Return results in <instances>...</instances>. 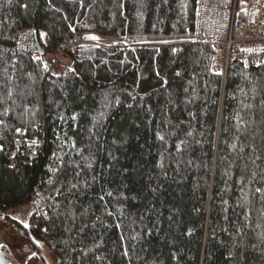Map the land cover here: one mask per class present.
Segmentation results:
<instances>
[{
	"label": "trees",
	"instance_id": "16d2710c",
	"mask_svg": "<svg viewBox=\"0 0 264 264\" xmlns=\"http://www.w3.org/2000/svg\"><path fill=\"white\" fill-rule=\"evenodd\" d=\"M196 9L0 0V220L31 261L264 264V63L224 73Z\"/></svg>",
	"mask_w": 264,
	"mask_h": 264
},
{
	"label": "built area",
	"instance_id": "2783aa9c",
	"mask_svg": "<svg viewBox=\"0 0 264 264\" xmlns=\"http://www.w3.org/2000/svg\"><path fill=\"white\" fill-rule=\"evenodd\" d=\"M196 2L194 40L213 48L217 55L216 62L222 66L224 73L227 72L229 65L236 61L247 65L264 63V0H196ZM81 35L77 34L75 41L67 46L75 48L81 43L76 37ZM20 41L21 48L30 50L34 56H40L41 52L29 33ZM57 53L65 55L67 58L65 64L56 58ZM53 56L56 69H65L72 64V58L63 49H58ZM21 151L22 156L27 155L29 158L38 155L34 142L22 147Z\"/></svg>",
	"mask_w": 264,
	"mask_h": 264
},
{
	"label": "rangeland",
	"instance_id": "374dc122",
	"mask_svg": "<svg viewBox=\"0 0 264 264\" xmlns=\"http://www.w3.org/2000/svg\"><path fill=\"white\" fill-rule=\"evenodd\" d=\"M76 40L81 42L84 41L82 35L78 38L76 37ZM74 41L75 38L73 39V42ZM56 58L59 59L62 64H65L67 61V58L63 53H57ZM0 244L1 246L3 245L6 250H8V254H10L14 258L15 262L18 264H29V262H31L30 264H46L45 261H43L42 259H36L31 261L32 256L36 254L33 247V251L24 252L21 248L23 247V245L27 244V242L19 234L17 228L12 226L9 222L7 223L6 221L2 220H0ZM45 255L47 256V258H49L52 263L56 264V258L54 256L49 254V252H47Z\"/></svg>",
	"mask_w": 264,
	"mask_h": 264
},
{
	"label": "water",
	"instance_id": "95a60500",
	"mask_svg": "<svg viewBox=\"0 0 264 264\" xmlns=\"http://www.w3.org/2000/svg\"><path fill=\"white\" fill-rule=\"evenodd\" d=\"M37 46L40 51H43L42 47L40 46L39 42L37 41ZM20 212L18 211V214ZM11 259L6 255L5 250L0 245V264H11Z\"/></svg>",
	"mask_w": 264,
	"mask_h": 264
},
{
	"label": "snow or ice",
	"instance_id": "6c2138e0",
	"mask_svg": "<svg viewBox=\"0 0 264 264\" xmlns=\"http://www.w3.org/2000/svg\"><path fill=\"white\" fill-rule=\"evenodd\" d=\"M26 7V6H25ZM43 35V34H42ZM88 39H93V40H98L99 37H96V36H90V37H87ZM73 119H75V117H73ZM161 139H163V137H161ZM73 187H75V185H73ZM256 191H260V189H257ZM25 227H28V225H24ZM46 231V230H45ZM125 255H127V253H125Z\"/></svg>",
	"mask_w": 264,
	"mask_h": 264
},
{
	"label": "bare ground",
	"instance_id": "6f19581e",
	"mask_svg": "<svg viewBox=\"0 0 264 264\" xmlns=\"http://www.w3.org/2000/svg\"><path fill=\"white\" fill-rule=\"evenodd\" d=\"M40 43V42H39ZM101 43V42H100ZM2 247H3V245H2Z\"/></svg>",
	"mask_w": 264,
	"mask_h": 264
}]
</instances>
